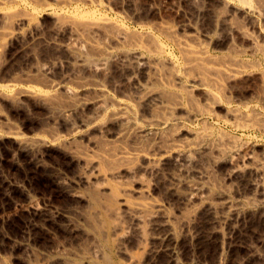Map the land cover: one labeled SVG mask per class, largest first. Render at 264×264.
Returning <instances> with one entry per match:
<instances>
[{
    "label": "rangeland",
    "instance_id": "rangeland-1",
    "mask_svg": "<svg viewBox=\"0 0 264 264\" xmlns=\"http://www.w3.org/2000/svg\"><path fill=\"white\" fill-rule=\"evenodd\" d=\"M41 1L44 2L45 4H48L46 5V7H49V6L50 7L53 6V7L44 8L42 11L36 13L35 22H38L39 24L36 23L35 25L38 24V27L43 29V30L40 29L39 33L42 34L44 39H47V38L49 39V34L51 33V30L53 29L52 15L54 13H60V12L62 13L64 11H65L64 13H67L68 11L66 9L64 11L59 10L58 7L54 5L55 2L53 0H41ZM215 1L217 0H199V1L198 0L196 1L195 0H182V1L181 0H106V1L100 0L101 10L103 14L106 15L107 17L109 16L110 19L112 18V20L114 19L113 21L117 22L118 24L121 22L120 24L121 25L123 24L129 32L133 31L136 34L139 33L137 34L138 36L140 34L142 35V33L143 34L149 33L150 35H153L152 36L153 39L155 40L158 39L157 42L159 43L160 41V44H162L165 47V48L163 47L164 54L162 58L166 56L164 57V59L166 60L172 59V62L175 68L177 70L180 68L179 69L180 73H181V70H183L186 66L185 64L186 58L184 57V55L182 56L183 53H181L182 50H181V47L178 45L177 40L182 41V40H185L187 37H188L187 40H189V38L192 40L190 41V43L193 46L195 45H198V47L202 46L203 48L201 49L207 52L205 53L206 56L209 55L211 57V59L209 60L214 63H216L217 61L219 62V60H222V62L225 64L229 62L235 65L243 64L242 65V67H244V70L242 69L244 71L243 74L238 75L235 78H232L229 80L227 78H222L218 80V82H221V81L223 82V83L221 82L222 83L221 88H220L221 90L219 88L217 89L218 84H219L218 82H217L218 84H216L217 86L215 87L213 86L208 89L207 88L204 89L202 87L200 88L197 82H193L192 80V77L197 76L196 71L193 70L192 71L193 73L184 72L185 75H188L189 77L191 74H194V75H191V78H188L187 76L188 79H185L184 82H178V81L174 82V86L172 87L173 89H171L172 96L170 95L171 97L169 96V98L168 97L165 98L166 101L170 102V105L172 104V102H174V105L173 104L172 105L175 108L172 105L171 106L175 109V111L173 113L172 111L174 109L169 105L171 107L170 108L171 112L169 110V114L171 115L173 114L174 117H178L177 120L180 119V121H177L176 118L173 119V115L168 116V113H167L168 111H164L165 116L167 115V117H170L169 124L171 123L168 126L169 128L167 127V129L165 128V130L163 131V135L164 136L166 135V138L163 137V135H161L163 138L162 137L153 138L151 133L149 132H145L146 134L144 133L146 137L143 133H141L143 134L142 137H140L141 135H138L139 133H136L137 135L134 133H130L129 136H131V134L132 136L133 134L135 136L128 137L127 135H125L123 136L124 138L123 137L116 138L115 136H111V134L109 133L116 130L117 125L114 124L113 122H108L103 128V130H106L107 131L106 133L108 134L99 133L97 132L98 130L97 128H94V129L92 128L88 132H85L86 134L83 133L80 136L76 137L72 142L70 141L69 144L73 143L71 145L74 147V149L72 148L71 145L69 144L66 145L67 149L70 152L67 149L63 150V148H66V146L60 148L59 144L55 145V143H53L51 144L52 146L49 145L45 148L40 149V151H38L43 157L42 161H39V160H36L35 152L24 150L22 147H20L19 140L13 136L12 137L9 136L8 135L9 131L11 130L10 133H13L16 131L15 134H17L18 136L20 135L21 137L20 136L19 137L22 139L24 138L26 139V137L28 139V138L40 137V136H42L43 138L46 137L45 139H50L53 136H57L60 139H63L65 138V136H67L66 133L68 132L67 131L68 121H72L73 117L74 118L81 117L80 116L81 112L79 113V111H76L75 115H72V116L69 115L68 117L65 116V118L64 116H62L64 119L60 117L61 115L59 116V114L56 111L68 106V103L65 101L64 97L60 95H58L57 97L59 101H57L58 100L57 98H56L57 100L55 99L57 102L59 103L61 102L60 104L56 103L59 106V108L58 106L56 107L55 102H54L55 100H53V102L52 101L45 102L44 103L45 105H44L42 102L36 100L35 98L33 97L28 98L27 96L20 98L19 102L16 100H13L12 102H10L11 101L10 99H6V100L0 99V111H1L0 112L1 114L0 115V135L2 137L4 136L3 138L0 139V264H174V262L171 261L168 255H165L164 253L155 254V250L157 249L158 244L157 242H153V241H156L155 234L160 233L163 229H165L164 227L167 226L165 222L167 215L171 220L170 227L173 225L172 228H173L174 235H176L175 237L176 239H178L177 246L179 247L176 246L177 247L176 248V258H175L176 261L174 260L176 264H179V263L180 264H248V263L249 264H264V262H262L264 261V211H263L264 210V196H263L264 195V188H263L264 184H262V187L258 192L256 191L252 192L249 190V187H248L249 178L247 177H250L249 174L244 173L245 174L244 175L242 173L243 176L241 174L239 179L237 178V180L235 179L232 181L226 179V175H225L227 174L225 172H228L231 168V165L225 159H227V156L231 155V152L234 151V148L240 149L241 154H242L243 152L246 151L247 145L254 144V151L252 152L253 160L255 161L254 163L258 164L260 162V164H262L261 162H264V127H262L264 126V123H263L264 122L263 120L264 118V81H263L264 55H262L264 54V51H263L264 50V47H263L264 46V37H263L264 36V10H263L264 0H261V2L260 0H258L259 3L257 0L256 2H253L255 0H250L251 5L253 7L256 6L258 9L256 13L257 14L259 13L260 15H257L255 13L253 14L252 17L249 16L248 18L247 17L244 18L241 15L240 9H242L243 6L238 1L228 0L229 6H224V7L223 5H220L219 3ZM102 2L104 6L102 5ZM209 3H211V5H209ZM217 6H219V9ZM260 6L261 8H259ZM216 8L218 10H216ZM52 10H54L55 12H53ZM214 10L216 11L214 12ZM259 10L261 11L259 12ZM212 13H215V14L213 15ZM233 14H235V16H232ZM157 24H160V25L157 26ZM151 26L153 27L151 28ZM154 26H156L158 30ZM22 28L27 29V26L22 27ZM155 33L157 34V36ZM94 37H96L95 39L98 40L99 42L101 41V39H102V42L104 40L101 37V34L94 35ZM169 37L171 40L168 41ZM193 39H194V42H193ZM9 41L10 40H8L6 43L5 50L3 49L4 52L2 51L3 54L2 53H1L2 55L0 54V84H1L0 89L1 87H3V85L4 86L7 85V82L11 77L12 78L11 80L13 81V83L15 82L13 85L16 86L17 88H24V87L25 88L26 87H33V88L36 87L37 88V86L38 87L40 86L37 89L43 92H46L49 90L47 87L48 79H51L54 81H57V80L60 81L59 79L62 80L67 75V73L68 75L69 73L70 75H72V72H70L71 67H68L70 68L68 69L65 63L66 62L65 59H67L69 55L64 49H61V48L58 49L56 46L52 44L47 45L45 43H40V44L34 43V44H31L30 46H27V44L24 43L25 41L22 39H19L17 41L16 40H11L10 42ZM195 41L197 43H195ZM254 41L256 42V44H254L255 43ZM26 47H28L27 50H26ZM257 47H259L260 50ZM177 50L181 52L179 53ZM179 54L181 55L179 56ZM173 55L175 56L176 59L174 58ZM224 56H225V61H223ZM56 59L57 61H55ZM63 59L65 62L63 61ZM226 60H229V61L227 62ZM54 61L57 63H54ZM58 61H60L62 65ZM218 62L217 64H220L221 61L219 63ZM252 63H253V66H252ZM34 64L36 65L44 64L48 66L53 65V68L51 71V73L53 72V74L50 73L49 76L46 77L47 78V81H46V78L44 76H42L41 74H36L37 72L34 70L36 65ZM180 64L183 68L180 66ZM248 64L250 65L249 68H247L249 66ZM165 67L168 70L167 65L164 66V69ZM27 71L28 72L32 71L31 72L32 74L28 73ZM81 72H79L77 75L79 76V74L81 75L84 73L82 76L83 78H86V79L93 78L92 80L102 83L104 85L105 90L109 93L108 97H111L114 100L122 101L124 104L126 103L131 110V112L129 113V116L132 115L131 117H133L134 120L136 118V122L138 121V124L144 125L149 120V117L153 115L160 116L161 114H163V112L161 111H163L162 109L164 108L161 107L160 105L154 108L161 112V113L160 112L157 113L156 110H153V107L148 108L146 105H143L142 103L138 102L135 96L133 95L129 96V94H127L129 92L131 94L133 93H132V90L128 88L129 86L124 85V83L121 84L124 78V69L121 66H116L115 64L114 65L112 64L109 68V71L106 74L99 73L100 75L98 74L97 75L98 77L96 75L95 77L90 71L86 69ZM200 72L205 74L206 69H200ZM19 73H21V75ZM88 73L90 74V77ZM24 74L27 75V77L23 76ZM12 75H15L16 78L14 76L12 77ZM36 75L40 78H38ZM34 76H35V80L34 78L31 79V77H34ZM20 77L28 78L29 80H26L23 78L21 79L22 80L21 81L19 80ZM13 78L14 80L17 79L18 81L17 80L14 81ZM32 80H34L35 82L37 81V82L31 83V82H34ZM43 80H45L46 82ZM12 81H9L8 84H12ZM27 81L29 82L27 83ZM40 81L44 83L42 84V82ZM45 83L46 85H44ZM19 84L21 87L19 86ZM182 84L184 85V87ZM43 85L46 86V88L43 87ZM216 89L218 92L220 90L219 92L220 94L217 93ZM184 91L185 92L187 91V92L185 93ZM207 91H209L211 94L216 93L215 98L217 99L218 102H215L214 104V101L216 100L213 101L212 98L209 99L210 97L207 95ZM216 95H218V97ZM89 96L93 98L96 96V94H90V93L86 94V98H88ZM178 96H182V98L180 99V97ZM173 98L175 99L174 101H173ZM207 99L208 101L209 100L210 101L208 102ZM187 101H192L193 103L190 102V105H189V102ZM186 102L189 106L188 105L186 106ZM211 102L213 103L211 104ZM62 103H65L64 107ZM53 104L55 106H53ZM196 104L202 105L201 109H203L202 108L203 106L204 108L208 109L207 112L206 111L204 112V109H203V117L199 116L195 118L193 116L195 115V111L197 110V108L200 109L199 108L200 106L198 105L199 107H196ZM185 106L187 108L189 107V110L193 108L194 106L195 107L191 109L192 111L190 110L191 114H188L187 112H189V110ZM180 107H184L186 109L184 110V108H181L180 110ZM232 109L234 110L236 109V111L239 110L238 113L235 111L236 114H238L239 118L237 116H236L237 118H235V116H233L232 118V114H231ZM209 110H210V113H209ZM193 111H194V114L192 115ZM235 112H233L234 115H236ZM252 112L253 113L255 112L256 115L259 117H257L256 115H253ZM77 113L79 114V116L75 117L78 115ZM150 113H153V114L151 115ZM249 114L252 118L255 117L256 119L255 118L249 119L250 118ZM162 116L164 115H161V117ZM246 116H248L249 118ZM69 117L72 120H70ZM240 118L241 119L243 118V119L241 120ZM245 118H248L246 119L248 122L245 120ZM65 119L68 121L66 122ZM237 119L241 121L239 122V120L237 121ZM172 120H174L175 122H173ZM243 120L245 121L243 122ZM254 120L257 123H255ZM199 122L201 124H199ZM234 122L236 123L234 124ZM110 123H113V124H110ZM249 123L254 126L250 125ZM236 124H238L239 126L238 129H235V127L237 126ZM243 124L244 126L242 127ZM246 124L248 125V127L246 126L247 128L245 127ZM201 125L203 126V128L201 127ZM204 127L206 129H204ZM260 127L262 129H260ZM170 128L172 129L170 130ZM168 129L170 132L168 131ZM199 129L202 133L199 132ZM172 130L174 131L181 130V134L178 136L177 132L175 134V132L173 131L175 135L172 137L168 136L170 134H173L171 133ZM197 130H198V133H196ZM204 130L206 131L204 132ZM260 130L263 133H260ZM167 131L169 134L167 133ZM91 132H93V134H90ZM94 134L96 136H93ZM204 134L207 135L208 137L206 138ZM196 135L200 137L203 136V139L200 138L201 141H204V139H206L205 141L206 143L207 142L208 143L206 144L204 141L205 143L204 149L205 148L207 149L204 150L203 148H200L199 149L200 152L198 150V152L192 153L194 155V156L192 155L193 159L194 158L195 159L193 160L191 164H185L184 166L178 168L173 165L171 166L172 163L169 159L164 158L163 155H159V153L161 154V152L164 151L163 149L167 148L166 145L169 146L172 144L170 143L171 142L170 140L173 141V144H176L177 142H178L177 144H180L181 143L180 141H184L186 139L190 140V138L192 139L193 136L195 137ZM143 136L146 139H149V142L146 139L142 140L141 138L144 139ZM216 137L220 140L218 141ZM100 138H103V140ZM136 138H138V140ZM160 138H162L163 140ZM227 138L229 139L227 140ZM111 139H113V142ZM123 139H125L128 142L124 140L126 142L125 143ZM152 139L155 141H153ZM207 139L210 141L213 139L214 141L213 142L211 141L210 143V141H207ZM233 139L235 140V142ZM150 140L153 142L150 143L151 142ZM159 140H162V142ZM168 140H169V143H168ZM74 141H77V142L74 143ZM222 141H223V145H221ZM245 141H247L248 143ZM166 142L168 144H166ZM214 142L218 145H216ZM116 143H119V145ZM154 143H156L157 145H155ZM163 143L164 145H162ZM212 143L214 146L216 145L217 148L218 146L219 147L221 146L222 149L220 150L218 149L220 152L226 146L227 147L231 146L230 148L229 147L226 148L227 150L231 149V151L229 153V151H224L226 150L224 149L223 154L225 152L226 154L222 155L221 154L222 152L221 153L219 151L216 152V150H214L215 147L210 146V144L212 145ZM158 144H160L159 148H158ZM111 145H113L114 148H112L113 146ZM161 145H162V148H161ZM205 145H208V147ZM90 146H92L93 148ZM116 146L119 151L117 150ZM120 146L124 147L125 150L127 151V152L125 151L126 154L124 152L123 155L126 156V158L121 159L122 161L119 159V157H117V156H120L119 154L121 150H122L121 153H123L124 151V149L121 148ZM164 146L165 148H163ZM76 147L79 148L80 150H78ZM104 147H106L105 150L107 151L108 150L110 152L113 151V154H109L110 156L115 155L114 157L117 158L115 159L113 157L114 158L113 159L111 156L113 161L119 160L117 161L118 163L117 162L115 163L112 160H109L110 161L109 163H111L112 166L108 163V161H107L108 166L105 163L107 168H109V171L112 170V172L110 173L112 174L111 175L112 177L109 174L108 176H110L111 178L110 177H108L109 179L107 178L108 188L106 187L107 186L106 183L101 181L98 178V183L99 184L101 183L100 185L104 184L105 190L103 187L104 185L102 186V189L100 192H97L94 189V187H86V188L82 187L85 190H83L82 188L77 189V192L80 193L79 194L80 197L72 196V194H70L66 190V187H64L65 182H66L65 179L69 178L70 176L75 177V175L79 173L80 168L76 166L77 165L76 162L72 159L70 155L74 152V150L76 153V149H77V152L83 153L82 151H84L85 152L84 154H86L89 159L92 158V160L94 159L93 161H96L97 159L95 158L97 157H95V154H97L98 151L100 153L102 151H105L103 149ZM156 147L158 148V150ZM209 147L211 148L213 147V148L211 149ZM71 150H73V152ZM208 150H211V151H208ZM107 151H105L104 154L107 155V153H109ZM227 152L229 154H227ZM144 156L145 158H143ZM151 156L153 157V160ZM147 158H149L148 159L149 161L147 160ZM111 161L115 164H113ZM150 161L151 162L154 161L152 162L153 164L151 165H154L155 167L158 164V162H160L157 166L160 169H157V167L156 168L154 167L153 169H151V167L153 166L150 165ZM209 161H211V163ZM235 162H238V160H236ZM113 165H115L116 167L114 166L113 168ZM252 166H253V163H252ZM105 167H103L102 169H105V171L108 170ZM260 167H261L260 173L263 174L264 166L260 165ZM97 168L98 167H96V169ZM124 169L126 171H124ZM99 170L100 169H98L97 171ZM155 171L157 172V174H155L156 173ZM106 172H107L106 174H108V171ZM116 172L119 173L120 176H118L119 174H117ZM203 173L209 174V175H206L207 177L209 176L207 180L211 181L210 179H212L211 182L214 183L215 185L214 184L212 185V183H209L207 180L204 181L205 183L206 182L208 183L209 191L207 190L206 193L210 198H208V196L205 195L206 194L205 193L204 194L205 204L202 206V209L199 212H196L193 214V211L189 207H188L189 209H186V207H184V203H183V197H184L183 195L185 193L184 190H187L188 188L187 185L189 184L187 183L191 184V181H192V184H194L197 181L201 180L200 179L201 176L199 175ZM210 175H212V177ZM185 176L187 177V179ZM171 177L173 178L175 177V179H179V177L180 178L182 177L183 179L182 178L179 179L180 183L178 182L174 183L171 180L172 179ZM62 178L65 180V182H63L64 180ZM203 180L199 182H202ZM112 184L120 189H124L127 193L126 194L128 197L127 199L131 203H143L144 202L146 204L147 211L145 212L146 209L144 210V212L139 211L140 213L138 215L141 216L140 222L138 219L136 221L135 217L132 218L133 216L129 212L125 214L126 213L125 207H120V210L118 211L119 215L118 213L114 215L113 212L109 210V208L108 209L104 208L106 206L103 207L104 203L102 205L100 203V207H103V208H100L99 210H97L98 211L97 214L100 218L101 217L105 218L107 222H109L111 225V226L109 225L108 229H104L102 218L101 219L99 218V221H98L97 215L94 216L95 215L94 213L96 212L95 211H93L94 213L93 212L91 213V211L89 212L90 210V207H88L89 206L88 205L89 196L87 193L91 195L93 192H95V194H99L100 200L102 198L105 199V197L109 193L107 192V190L109 191V186H111ZM167 186H169L168 189H167ZM212 186L214 187V189L212 188ZM171 190H174V191H171ZM210 190L212 193H210ZM260 192L263 194H261ZM68 193L70 194V196L68 195ZM84 193L87 195H85ZM81 194H82V197H81ZM100 194L102 195V198L100 197ZM83 197L86 200L82 199ZM227 197L228 198L230 197L229 200L232 197V200L234 204H236V206L238 205L240 206L239 203L243 202L241 204V207L239 206L237 208L235 207L237 212L235 211L234 213L231 212L229 214V211L226 209L225 204H224L228 200ZM103 199L101 200L102 202L104 201ZM207 200L209 201V203ZM30 202L31 203L33 202L40 208L41 212H39L38 215L31 214L29 211H27V208L24 210L25 207H28ZM86 204L88 205L87 208L85 206ZM210 204L211 206L209 207L208 205ZM182 208H183V211H182ZM101 209H104L103 212ZM213 209H215V211ZM225 209L227 212L225 211ZM57 213L59 215H55ZM179 213L180 215H178ZM188 213H190L191 215ZM108 214L110 215V217L108 216ZM150 214L153 216L152 218H149ZM183 214H187V215H183ZM221 215L223 216L226 215V216L223 217ZM89 216H90V219H88ZM93 216L95 218H93ZM111 216L113 217L112 219H111ZM91 219L93 220L96 219L98 222L97 221H96L97 223L93 222V220ZM149 219L150 221H154V222H151V224H149L150 223V221H148ZM87 221L92 223L93 225L92 224L91 225L93 227L92 226L88 227L90 223L89 222L87 223ZM33 222L37 224L35 225ZM99 222L101 225V229H100ZM156 222L158 225L156 224ZM140 223L141 225H139ZM136 224H137V227H136ZM152 225H153V228H152ZM90 228H92V231ZM99 235H101V237ZM101 238H103L104 240Z\"/></svg>",
    "mask_w": 264,
    "mask_h": 264
},
{
    "label": "bare ground",
    "instance_id": "bare-ground-1",
    "mask_svg": "<svg viewBox=\"0 0 264 264\" xmlns=\"http://www.w3.org/2000/svg\"><path fill=\"white\" fill-rule=\"evenodd\" d=\"M55 2V6L58 7L59 10L61 11H64L65 9L68 11L67 13H64V12H60V13H54L52 15L53 17V29L51 30V33L49 34V39H44V37L42 36L41 33H39V30L42 29L40 27H38V22H35V14L42 11L44 8H49V7H46V5L48 4H45L44 2H42L41 0H0V54L2 53L3 49L5 50V47H6V43L8 40H19V39H22L24 40L27 44V46H30L31 44H40V43H45L47 45H54L56 46L58 49L61 48V49H64L69 57L66 60V62L63 61L66 63V66L67 68L68 67H71V71L72 72V75H67L64 77L63 75V79H59L60 81H54V80H51V79H48L47 81V76H49V74L51 73L52 71V68H53V65L52 66H48V65H36L35 66V71L37 72L36 74H41L42 76H44L46 78V81H47V87H48V91L46 92H43L37 88H39L37 86L36 87H24V88H17L16 86H14L13 84V81L11 80L12 78L10 77L7 78L9 79V81H12V84H8L7 82V85L3 87H1L0 89V99H10L12 102L13 100H16L19 102V99L24 97V96H27L28 98L29 97H33L35 98L36 100L42 102L43 104L45 102H53V100H55L58 95L60 96H63L65 101L68 103V106L67 107H64V104L65 103H62L63 107L64 108H61L59 110H57L56 112L59 114L60 117L64 116H69V115H75L76 114V111H79V113L81 112L80 116L81 117H78L79 114L75 117H78V118H74L73 117V120L72 121H68L66 120V122L68 121V132L66 133L67 136H65V138L63 139H60L59 137L57 136H53L51 137L50 139H45L43 138L42 136L40 137H32V138H28L26 137V139H22L20 138L17 134H15V132L13 133H8L9 136H13L15 137L16 139L19 140V145L20 147H22L24 150H29V151H32V152H35V157H36V160H39V161H42L43 157L42 155L38 152L40 151V149L42 148H45L53 143H55V145L59 144L60 145V148L61 147H65L67 144L70 143V141L72 142L76 137L80 136L81 134L85 133V132H88L90 129H94V128H97V132L99 133H105V134H108L106 133L107 131L106 130H103L104 126L108 123V122H113L114 124L117 125L116 127V130H114L113 132L109 133L111 134V136H115L116 138H120V137H123L125 135H127L128 137H131L129 136L130 133H139L138 135H141L140 137H142V135L145 133V132H149L151 133L152 137H162L161 135H163V131L165 130V128L167 129V127L171 124H169V121H170V117H167V115L165 116V112L164 111H168V116L171 115L169 114V110L170 108L174 105V102H172V106L170 105V102L166 101L165 98H169V96L171 95V89H173L172 87L174 86V82H184L185 79H188V78H191V75H194V74H189L190 77L188 75H185L184 72H192L193 70L196 71V75L195 77H192V80L193 82H197L198 86H200V88H210V87H215L217 86L216 84H218V87L217 89L221 88V85L222 83L221 82H218L219 79H222V78H227L228 80L229 79H232V78H235L236 76L238 75H241L243 74V70H244V67H242L243 64H240V65H235L233 63H223L222 60H219L220 64H217L210 61L209 59H211V57L209 55L206 56L205 52L203 49L202 46L198 47V45H195L193 46L190 41H192L190 38L189 40L188 37L185 39V40H177L178 41V45L181 47V50L183 53L182 56L184 55V57L186 58L185 60V68L183 70H181V73L179 72V69L177 70L172 62V59H164V49H163V45L160 44V41L159 43L157 42V40L153 39L152 36L153 35H150L149 33H142V35L138 36L137 34L139 33H134L133 31L130 32L127 30V28L122 24H118L117 22L113 21L112 18L110 19L109 16L107 17L106 15L103 14L102 10H101V2L100 0H53ZM106 1V0H105ZM182 1V0H181ZM196 1V0H195ZM199 1V0H198ZM230 1V0H229ZM238 1L243 7L242 9H240V12H241V15L244 17V18H248L249 16L252 17L253 14H255L257 12V7H253L251 5V2L250 0H236ZM258 1V0H257ZM202 2V1H201ZM205 2V1H204ZM217 3H219L220 5H223L224 6H229L228 4V0H217L215 1ZM253 2H256L253 1ZM261 2V0H260ZM263 2V1H262ZM52 3V2H51ZM194 3V2H193ZM212 3V2H211ZM211 3H209V5H211ZM214 3V2H213ZM259 3V1H258ZM236 4V3H235ZM261 4V3H260ZM102 5H103V2H102ZM262 5V4H261ZM104 6V5H103ZM203 6V5H202ZM233 6V5H231ZM53 7V6H51ZM50 7V8H51ZM180 7V6H179ZM218 9H219V6H217ZM222 7V6H221ZM220 7V8H221ZM241 7V6H240ZM263 7V6H262ZM181 8V7H180ZM233 8V7H232ZM261 8V6L259 7ZM264 8V7H263ZM57 9V10H58ZM107 9V8H106ZM215 9V8H214ZM216 8V10H218ZM223 9V8H222ZM225 9V8H224ZM214 10V12L216 11ZM226 10V9H225ZM264 10V9H263ZM53 12H55L54 10H52ZM51 11V12H52ZM106 11V10H105ZM186 11V10H185ZM234 11V10H233ZM261 10H259L260 12ZM230 12V11H229ZM235 12V11H234ZM233 12V13H234ZM46 13V11H45ZM236 13V12H235ZM263 13V12H262ZM52 14V13H51ZM213 15L215 13H212ZM257 14V13H256ZM257 15H260L259 13ZM40 16V15H39ZM232 16H235V14H233ZM256 16V15H255ZM238 17V16H237ZM51 18V17H50ZM114 18V16H113ZM255 18V17H253ZM42 19V18H41ZM38 21V20H37ZM120 21V20H119ZM245 21V20H244ZM137 22V20H136ZM36 23H38L37 25H35ZM141 23V22H140ZM142 24V23H141ZM139 24V25H141ZM146 24V23H145ZM144 25V24H143ZM160 24H157V26H159ZM27 26V29H23L22 27H26ZM153 26H151L152 28ZM157 30L158 28L156 26H154ZM50 28V27H49ZM141 28V27H140ZM149 28V26H148ZM154 29V30H156ZM161 29V28H159ZM43 30V29H42ZM150 31V30H148ZM45 32V31H44ZM153 32V31H152ZM166 32V31H164ZM134 33V34H133ZM169 33V32H168ZM100 35L101 34V37L104 39L103 42H102V39L101 41L99 42L98 40H96L94 37V35ZM156 34V33H155ZM162 34V33H161ZM133 35V36H132ZM136 35V36H134ZM261 35V34H260ZM48 36V35H47ZM157 36V34H156ZM172 36V34H171ZM264 37V36H263ZM99 38V37H98ZM173 38V36H172ZM175 38V37H174ZM167 40V39H166ZM171 40L170 37L168 39V41ZM175 40V39H174ZM9 41V42H10ZM27 41V42H26ZM176 41V40H175ZM263 41V40H262ZM21 42V41H20ZM172 42V41H171ZM193 42H194V39H193ZM253 42V41H252ZM255 42V41H254ZM166 43V42H165ZM195 43H197L195 41ZM263 43V42H262ZM10 44V43H9ZM21 44V43H20ZM173 44V43H172ZM176 44V42H175ZM256 44V42L254 43ZM11 46V45H10ZM20 46V45H19ZM171 46V45H170ZM177 46V45H176ZM175 46V47H176ZM254 46V45H252ZM258 46V45H257ZM9 47V46H8ZM32 47V46H31ZM168 47V46H166ZM179 47V48H180ZM264 47V46H263ZM28 47H26V50H27ZM165 48V47H164ZM171 48V47H170ZM231 48V47H230ZM254 48V47H253ZM259 48V47H257ZM256 48V49H257ZM7 49V48H6ZM24 50V49H23ZM255 50V49H254ZM260 50V48H259ZM55 51V50H54ZM178 51V50H177ZM264 51V50H263ZM4 52V51H3ZM16 52V51H15ZM179 52V51H178ZM179 52V53H180ZM168 53V52H167ZM166 53V54H167ZM170 53V52H169ZM256 53V52H255ZM261 53V52H260ZM3 54V53H2ZM1 54V55H2ZM21 54V53H20ZM28 54V53H27ZM13 55V54H12ZM33 55V54H32ZM39 55V54H38ZM181 54H179L180 56ZM264 55V54H262ZM56 56V55H55ZM54 56V57H55ZM170 56V55H169ZM174 56V55H173ZM178 56V55H177ZM228 56V55H227ZM11 57V56H10ZM210 57V58H208ZM53 58V57H52ZM175 58V56H174ZM173 58V59H174ZM217 58V57H216ZM220 58V57H219ZM234 58V57H233ZM236 58V57H235ZM10 59V58H9ZM55 59V58H54ZM53 59V60H54ZM176 59V58H175ZM181 59V58H180ZM221 59V58H220ZM22 60V59H21ZM30 60V59H29ZM60 60V59H58ZM232 60V59H231ZM235 60V59H234ZM240 60V59H239ZM9 61V60H8ZM37 61V59H36ZM57 61V59L55 60ZM54 63H57L55 62ZM183 61V60H182ZM223 61H225V56H224V59ZM227 62L229 60H226ZM241 61V60H240ZM60 64L61 62L58 61ZM218 62V63H219ZM242 62V61H241ZM246 62V61H245ZM250 62V61H249ZM48 63V62H47ZM45 63V64H47ZM52 63V61H51ZM238 63V62H236ZM243 63V62H242ZM248 63V62H247ZM254 63V62H253ZM253 63H252V66H253ZM30 64V63H29ZM32 64V63H31ZM50 64V62H49ZM116 65V66H121L123 69H124V78H123V82H121V84L124 83V85H127L129 86L128 88L130 90H132V93L131 94L130 92L127 93L129 94V96L133 95L135 96V98L138 100V102L142 103L143 105H146L148 108L149 107H153V110H156L154 109L155 107L157 106H161L163 107L164 109H162L163 111V114L161 115H164L161 117L160 116H151L149 117V120L143 125V124H138V121L136 122V118L134 120L133 117L129 116V113L131 112L129 106L125 103H123L122 101H118V100H114L113 98L111 97H108V92L105 90L104 88V85L100 82H96L92 79H86V78H83V74H79V77L77 74L83 70H88L90 71L94 76L98 75L99 73H107L109 71V68L111 65ZM176 64V63H175ZM184 64V63H183ZM9 65V64H8ZM15 65V64H14ZM26 65V64H25ZM56 65V64H54ZM62 65V64H61ZM60 65V67H61ZM167 65L168 67V70H165L164 69V66ZM246 65V63H245ZM244 65V66H245ZM249 65V64H248ZM251 65V63H250ZM250 65L247 67L249 68ZM12 66V65H11ZM59 66V65H58ZM181 66V64H180ZM251 66V67H252ZM260 66V65H259ZM29 67V66H28ZM33 67V66H32ZM59 67V68H60ZM178 67V66H177ZM182 67V66H181ZM246 67V66H245ZM255 67V66H254ZM253 67V68H254ZM21 68V67H20ZM31 68V67H30ZM63 68V67H62ZM61 68V69H62ZM183 68V67H182ZM251 68V69H253ZM66 69V68H65ZM70 69V68H68ZM121 69V68H120ZM200 69H206V73L203 74L200 72ZM243 69V70H242ZM27 70V68H26ZM250 70V69H249ZM248 70V71H249ZM22 71V70H21ZM62 71V70H61ZM183 71V72H182ZM23 72V71H22ZM28 72V71H27ZM32 71L28 72V73H31ZM89 72V73H90ZM262 72V71H261ZM25 73V72H24ZM35 73V72H34ZM82 73V72H81ZM88 73V74H89ZM90 73V74H91ZM193 73V72H192ZM258 73V72H257ZM14 74V73H13ZM21 75V73H19ZM32 74V73H31ZM53 74V72L51 73ZM66 74V73H65ZM90 74H89V77H90ZM245 74V73H244ZM263 74V73H262ZM17 75V74H15ZM15 75H12V77ZM100 75V74H99ZM23 76H26L27 75H23ZM37 76V75H36ZM40 76V75H39ZM86 76V75H85ZM95 76V77H96ZM188 76V78H187ZM38 77V76H37ZM94 77V79H95ZM98 77V76H97ZM258 77V76H257ZM261 77V75H260ZM16 78V77H15ZM19 78V77H18ZM24 77H20L19 80L23 79ZM34 78L35 80V76L34 77H31V79ZM40 78V77H38ZM62 78V77H61ZM5 79V78H4ZM26 80H29L28 78H24ZM30 79V81H31ZM43 79V78H42ZM40 79V80H42ZM97 79V78H96ZM262 79V78H261ZM14 80V78H13ZM17 80V79H15ZM14 80V81H15ZM32 80V81H34ZM37 80V79H36ZM226 80V79H224ZM227 80V81H228ZM6 81V80H5ZM18 81V80H17ZM22 81V80H21ZM25 81V80H23ZM38 81V80H37ZM36 81V82H37ZM45 81V80H43ZM45 81V82H46ZM225 81V82H227ZM263 81H264V78H263ZM29 81H27L28 83ZM35 81L34 82H31V83H36ZM42 82V81H40ZM39 82V83H40ZM218 82V83H217ZM224 82V83H225ZM11 83V82H10ZM24 83V82H22ZM26 83V82H25ZM26 83V84H27ZM44 82H42L43 84ZM191 83V82H190ZM263 83V82H262ZM41 84V85H42ZM1 85V84H0ZM30 85V84H29ZM39 85V84H38ZM46 85V83L44 84ZM46 88V86H44ZM183 85V84H182ZM220 85V86H219ZM263 85V84H262ZM20 86V84H19ZM120 86V85H119ZM21 87V86H20ZM42 87V86H41ZM42 87V88H43ZM176 87V86H175ZM174 87V89H175ZM178 87V86H177ZM184 87V85H183ZM44 88V89H45ZM195 88V86H194ZM193 88V89H194ZM126 89V88H125ZM178 89V88H177ZM181 89V88H180ZM197 89V88H196ZM195 89V90H196ZM216 89V91H217ZM43 90V89H42ZM123 90V89H122ZM129 90V91H130ZM191 90V88H190ZM215 90V88H214ZM221 90V89H220ZM219 90V92H220ZM176 91V90H175ZM211 91V90H210ZM213 91V90H212ZM124 92V91H122ZM126 92V91H125ZM185 92V91H184ZM187 92V91H186ZM185 92V93H186ZM218 91L217 93L220 94ZM96 94L95 97L90 98H86V94ZM190 93V92H188ZM216 94V93H215ZM215 94H211L209 91H207V95L210 97L209 99L212 98V100H216L214 101V104L215 102H218L217 99L215 98ZM205 95V94H204ZM88 96V95H87ZM94 96V95H93ZM126 96V94H125ZM172 96V95H171ZM170 96V97H171ZM184 96V95H183ZM186 96V95H185ZM214 96V97H213ZM218 97V95H216ZM220 96V95H219ZM62 97V98H63ZM180 97V99L182 98V96H178ZM127 98V97H126ZM191 98V97H190ZM214 98V99H213ZM58 99V98H57ZM56 99V100H57ZM61 99V98H60ZM135 99V101H136ZM177 99V98H176ZM179 99V98H178ZM193 99V98H192ZM4 100V101H5ZM54 101L55 102V105L56 107L58 106L56 103H59L57 101H59V99L57 101ZM132 100V99H131ZM175 99L173 98V101ZM184 100V99H183ZM189 100V99H188ZM191 100V99H190ZM195 100V99H194ZM211 100V101H212ZM3 101V100H2ZM8 101V100H7ZM14 101V102H16ZM180 101V100H178ZM193 101V100H192ZM192 101H187L189 102V105H190V102ZM208 101V99H207ZM210 101V100H209ZM208 101V102H209ZM17 102V103H18ZM137 102V103H138ZM177 102V100H176ZM186 102V106L188 105ZM194 102V101H193ZM192 102V103H193ZM61 103V102H60ZM59 103V104H60ZM136 103V104H137ZM139 103V104H140ZM181 103V102H180ZM191 103V104H192ZM196 103V102H195ZM213 102H211L212 104ZM48 104V103H47ZM46 104V105H47ZM179 104V103H178ZM208 104V103H207ZM219 104V103H218ZM45 105V104H44ZM50 105V104H49ZM53 104V106H55ZM141 105V104H140ZM171 107H170V106ZM177 105V104H176ZM188 105V106H189ZM193 105V104H192ZM195 105V104H194ZM199 105V104H198ZM196 104V107H199L200 109L197 108V110L195 111V115L194 114V111L192 112V115L197 118L199 116H202L203 117V109H204V112L208 111V109L204 108V106L202 107L203 109H201V106L202 105H199L198 106ZM205 105V103H204ZM51 106V105H50ZM185 106V107H186ZM136 107V106H135ZM174 107V106H173ZM172 107V108H173ZM195 107V106H194ZM193 107V108H194ZM214 107V106H213ZM53 108V107H51ZM59 108V106H58ZM175 108V107H174ZM173 108V109H174ZM181 108H184V107H180V110ZM187 108V107H186ZM184 108V110L186 109ZM191 108V107H190ZM191 108V109H193ZM246 108V106H245ZM50 109V108H49ZM142 109V108H141ZM146 109V108H145ZM166 109V110H165ZM189 110V107L187 108ZM190 109V110H191ZM196 109V108H195ZM211 109V108H210ZM249 109V108H248ZM151 110V108H150ZM190 110L189 112H187L188 114H191L190 113ZM234 109H232V118L233 116H235V118L238 117V114H236V112L238 113V111H236V109L233 111ZM246 110V109H245ZM254 110V109H252ZM157 113L160 112L159 110H156ZM175 109L172 111L174 113ZM192 111V110H191ZM231 111V110H230ZM236 111V112H235ZM256 111V110H254ZM1 112V111H0ZM54 112V113H56ZM146 112V111H145ZM152 112V111H151ZM160 112V113H161ZM171 112V110H170ZM233 112H235L236 115L233 114ZM244 112V111H243ZM251 112V111H250ZM149 113V111H148ZM154 113V112H153ZM153 113H150L151 115ZM166 113V114H167ZM209 113H210V110H209ZM240 113V112H239ZM253 113V112H252ZM255 113V112H254ZM253 115H256V113ZM57 114V115H58ZM208 114V113H206ZM229 114V113H228ZM241 114V113H240ZM243 114V113H242ZM1 115V114H0ZM156 115V113H155ZM173 115V114H172ZM171 115V116H172ZM252 115V114H251ZM56 116V115H55ZM150 116V115H149ZM190 116V115H189ZM237 116V117H236ZM240 116V115H239ZM242 116V115H241ZM250 116V114H249ZM257 116V115H256ZM59 117V118H60ZM66 117V118H67ZM248 117V116H246ZM259 117V116H257ZM262 117V116H261ZM52 118V117H50ZM58 118V117H57ZM63 118V117H62ZM63 118V119H64ZM72 118V117H71ZM177 118L178 117H174L173 115V119ZM239 118V117H238ZM244 118V116H243ZM242 118V119H243ZM249 118V117H248ZM248 118H245L248 119ZM252 117L250 116L249 119H251ZM255 118V117H254ZM252 118V119H254ZM55 119V118H54ZM200 119V118H199ZM204 119V118H203ZM241 119V118H240ZM241 119V120H242ZM256 119V118H255ZM262 119V118H261ZM106 120V121H104ZM234 120V119H233ZM231 120V121H233ZM239 119H237L238 121ZM239 120V122L241 121ZM243 120V122L245 121ZM264 120V118H263ZM63 121V120H62ZM173 122H175L174 120H172ZM171 121V122H172ZM177 121H180L177 120ZM236 121V122H237ZM247 121V120H246ZM205 122V121H204ZM234 122V124L236 123ZM242 122V123H243ZM248 122V121H247ZM255 123H257L255 120H254ZM253 122V123H254ZM55 123V122H54ZM59 123V122H58ZM113 123H110V124H113ZM264 123V122H263ZM62 124V123H61ZM174 124V123H173ZM179 124V123H178ZM199 124H201L199 122ZM250 124V123H249ZM259 124V122H258ZM261 124V122H260ZM231 125V124H230ZM233 125V124H232ZM237 125V126H236ZM234 127L235 129H238V124H236ZM240 125V123H239ZM252 125V124H250ZM249 125V126H250ZM66 126V125H64ZM114 126V125H113ZM176 126V125H174ZM180 126V125H179ZM216 126V125H215ZM244 126V124L242 125V127ZM248 127V125L246 124L245 127ZM254 126V125H252ZM262 126V125H260ZM112 127V126H111ZM173 127V126H172ZM201 127L203 128V126L201 125ZM241 127V128H242ZM246 127V128H247ZM264 127V126H262ZM115 128V127H113ZM169 128V127H168ZM174 128V127H173ZM176 128V127H175ZM209 128V127H208ZM240 128V129H241ZM250 128V127H249ZM248 128V129H249ZM252 128V127H251ZM258 128V127H257ZM67 129V128H66ZM65 129V130H66ZM172 128H170L171 130ZM204 129H206L204 127ZM219 129V128H218ZM233 129V128H231ZM245 129V128H244ZM260 129H262L260 127ZM108 130V129H107ZM179 130V129H178ZM257 130V129H256ZM169 131V129H168ZM167 131V133H168ZM172 130L171 133L173 134H170L168 136H174L177 132V135L179 136L181 134V130L180 131H174ZM196 131V130H195ZM206 130H204L205 132ZM212 131V130H210ZM259 131V130H258ZM110 132V131H108ZM170 132V131H169ZM199 132L200 129H199ZM5 133V134H6ZM51 133V132H50ZM143 133V134H141ZM148 133V134H149ZM166 133V132H165ZM166 133V134H167ZM198 133V130L197 132ZM202 133V132H201ZM260 133H263L261 130H260ZM3 134V133H2ZM86 134V133H85ZM90 134H93V132H91ZM97 134V133H95ZM93 135V136H96V135ZM133 134V136H135ZM146 134V133H145ZM144 134V135H145ZM169 134V133H168ZM189 134V133H188ZM207 134V133H206ZM219 134V133H218ZM50 135V134H49ZM48 135V136H49ZM52 135V134H51ZM58 135V134H57ZM102 135V134H100ZM104 135V134H103ZM137 135V134H136ZM150 135V137H151ZM199 135V134H197ZM193 136V138L190 140H184V141H180L179 143L180 144H173V141H171L170 143H172L171 145H166L167 148H165V146L163 148L164 151L161 152V154L159 153V155H163L164 158H167L171 161V166H176V167H182L184 166L185 164H191L193 162V154L194 152H198V150L200 148H203L204 149V144L206 143V139H204V141H201V139H203V136ZM203 135V134H201ZM205 135V134H204ZM210 135V134H209ZM224 135V134H223ZM47 136V135H46ZM132 136V137H133ZM206 138L208 137L207 135H205ZM204 136V138H205ZM218 136V135H217ZM4 137V136H3ZM1 135H0V139L3 138ZM103 137V136H102ZM106 137V136H105ZM138 137V136H137ZM144 137V136H143ZM146 137V135H145ZM144 137L141 138L142 140H145L146 138ZM148 137V136H147ZM163 137L166 138V135ZM162 137V138H163ZM191 137V136H189ZM223 137V136H221ZM226 137V136H225ZM7 138V137H6ZM49 138V137H48ZM80 138V137H79ZM78 138V139H79ZM82 138V137H81ZM104 138V137H103ZM103 138H100L103 140ZM124 138V137H123ZM126 138V137H125ZM139 138V137H138ZM138 138H136L138 140ZM160 138V139H162ZM164 138V139H165ZM201 138V139H200ZM217 138V137H216ZM11 139V138H10ZM88 139V138H86ZM106 139V138H105ZM109 139V138H108ZM131 139V138H129ZM135 139V138H134ZM173 139V138H172ZM214 139V138H213ZM211 140L212 142L214 140ZM218 139V138H217ZM223 139V138H222ZM221 139V140H222ZM229 138H227L228 140ZM112 142H113V139H111ZM125 139H123L124 141ZM128 140V139H127ZM140 140V139H139ZM148 140L149 142V139H146ZM153 140V139H152ZM163 140V139H162ZM162 140H159L162 142ZM166 140V139H165ZM169 140H168V143H169ZM220 139H218L219 141ZM225 140V139H224ZM234 140V139H233ZM239 140V139H238ZM15 141V140H14ZM82 141V139H81ZM89 141V140H88ZM126 141V140H125ZM124 141V142H125ZM151 141V140H150ZM155 141V140H153ZM153 141H151L150 143H152ZM158 141V140H157ZM156 141V142H157ZM207 141H210L207 139ZM210 141V143H211ZM217 141V140H216ZM217 141V142H218ZM231 141V140H230ZM18 142V141H17ZM77 142V141H74V143ZM87 142V141H86ZM91 142V141H90ZM89 142V143H90ZM123 142V143H124ZM128 142V141H126ZM125 142V143H126ZM130 142V141H129ZM160 142V143H161ZM175 142V140H174ZM232 142V141H231ZM235 142V140H234ZM247 142V141H245ZM111 143V142H110ZM131 143V142H130ZM137 143V142H136ZM140 143V142H139ZM158 143V142H157ZM166 142V144H168ZM208 143V142H207ZM206 143V144H207ZM215 143V142H214ZM219 143V142H218ZM225 143V142H224ZM244 143V142H243ZM242 143V144H243ZM248 143V142H247ZM73 144V143H71ZM69 144V145H71ZM115 144V143H114ZM119 145V143H116ZM149 144V143H148ZM155 145H157L156 143H154ZM152 144V145H154ZM216 144V143H215ZM235 144V143H234ZM245 144V143H244ZM18 145V146H19ZM68 145V146H69ZM93 145V144H92ZM164 145V143L162 144ZM162 145H161V148H162ZM209 145V144H208ZM208 145H205L208 147ZM218 145V144H216ZM216 145L214 146L213 143L212 145L210 144V146H214V150H216V152H218L221 148V146L218 148L216 147ZM220 145V144H219ZM223 145V141H222V144ZM227 145V144H226ZM232 145V144H231ZM237 145V144H236ZM246 145V144H245ZM52 146V145H51ZM54 146V145H53ZM72 146V145H71ZM113 146V145H111ZM160 144H158V148H159ZM203 146V147H202ZM259 146V145H258ZM58 147V146H57ZM92 147V146H90ZM121 147V146H120ZM229 147V146H228ZM227 146L224 148H228ZM231 147V146H230ZM229 147V148H230ZM236 147V146H234ZM59 148V147H58ZM72 148L74 149V147L72 146ZM77 148V147H76ZM93 148V147H92ZM98 148V147H97ZM106 147H104L103 149L105 150ZM114 148V146L112 147ZM117 148V146H116ZM124 149L123 153L122 150L120 152V156H117L119 157V159H124L126 158V156H124V152L126 151L124 147H121ZM157 148V147H156ZM155 148V149H156ZM157 148V150H158ZM211 148V147H209ZM208 148V149H209ZM213 148V147H212ZM211 148V149H212ZM217 148V149H216ZM241 148V147H240ZM64 149H67V146L66 148H63ZM71 149V147H70ZM78 150H80L79 148H77ZM77 149H76V153H75V150L73 152V150H71L72 154L69 155L72 157V159L76 162V166H78L80 168V171L77 175L74 176H70L72 178H67L63 181L65 182V186L66 187V190L72 194V196L74 197H80V193L77 192V189H80L82 187L86 188V187H94V189L97 191V192H100L101 189H102V186L104 185L103 182L106 183V187L108 188V183H107V178L110 177L112 174H110L112 172V170L109 171V168H107V161L108 163L110 162L109 160H112V158L115 156H111L109 154H113V151H107L109 153L104 154L105 151H102L101 153L98 151V156L97 154H95V159H97L96 161H93L92 158H88L86 154H84L85 152L82 151L83 153L81 152H77ZM108 149V148H107ZM207 149V148H205ZM204 149V150H205ZM219 149V150H218ZM223 149V150H224ZM20 150V149H19ZM68 150V149H67ZM99 150V149H98ZM118 150V148H117ZM160 150V149H159ZM221 150V154L224 155L226 154V152L223 154L224 151H231L230 150ZM243 150V149H242ZM22 151V150H21ZM69 151V150H68ZM119 151V150H118ZM117 151V153H118ZM161 151V150H160ZM202 151V150H201ZM208 151H211V150H208ZM254 151V144L253 145H247L246 146V151L243 152L241 154V151L240 149L238 148H234V151L231 152V155L230 156H227V159H225L230 165H231V168L228 172H225L227 174L226 175V179L228 180H237V178L239 179L240 178V175L243 173H246V174H249L250 177H247L249 178L248 179V187H249V190L250 191H256L258 192L261 187H262V184H264V173H260L261 172V166H264L263 163L264 162H261L262 164H260V162L258 164H255L254 160H253V155H252V152ZM261 151V150H260ZM70 152V151H69ZM127 152V151H126ZM125 152V154H126ZM200 152V150H199ZM116 153V154H117ZM163 153V154H162ZM208 153V152H207ZM227 152V154H229ZM262 153V152H261ZM43 154V153H42ZM91 154V153H90ZM115 154V153H114ZM214 154V153H213ZM118 155V154H117ZM128 155V154H127ZM193 155V156H192ZM220 155V154H219ZM218 155V156H219ZM255 155V154H254ZM93 156V155H92ZM138 156V155H137ZM156 156V155H155ZM154 156V157H155ZM204 156V155H203ZM217 156V157H218ZM263 156V155H262ZM34 157V158H35ZM152 157V156H151ZM111 158V159H110ZM115 159H117L116 157H114ZM113 158V159H114ZM145 158V156L143 157ZM142 158V159H143ZM219 158V157H218ZM129 159V158H128ZM149 158H147L148 160ZM158 159V158H157ZM152 160H153V157H152ZM160 160V159H159ZM236 160H238V162H235ZM113 161V160H112ZM111 161V162H112ZM119 161V160H117ZM116 160L113 161V162H117ZM122 161V160H121ZM149 161V160H148ZM161 161V160H160ZM165 161V160H164ZM218 161V159H217ZM251 164H250V162ZM260 161V160H259ZM38 162V161H37ZM47 162V161H46ZM112 162V163H113ZM147 162V161H146ZM154 162V161H152ZM151 161H150V165L153 164ZM157 162V161H155ZM205 162V161H204ZM211 163V161H209ZM44 163V162H43ZM97 165H96V164ZM106 163V165H105ZM113 163V164H115ZM118 163V162H117ZM160 162H158L159 164ZM240 165H239V164ZM252 163H253V166H252ZM111 166L112 164L109 163ZM147 164V163H146ZM158 164L156 165V167L158 166ZM149 165V166H150ZM199 165V164H198ZM250 165V167H249ZM44 166V165H43ZM106 166V167H105ZM115 165H113V168H114ZM153 166V167H151ZM151 169H153L155 166L154 165H151ZM96 167H98L96 169ZM103 167L107 168L108 170V174H106L107 172L105 171V169H102ZM116 167V166H115ZM155 167V168H156ZM206 167V166H205ZM184 168V167H183ZM191 168V167H190ZM75 169V168H74ZM98 169H100L99 171H97ZM111 169V168H110ZM126 169V168H125ZM124 169V171H126ZM129 169V168H128ZM132 169V168H131ZM150 169V168H149ZM157 169H160L159 167H157ZM156 169V170H157ZM163 169V168H162ZM161 169V170H162ZM167 169V168H166ZM206 169V168H204ZM155 170V169H154ZM160 170V171H161ZM183 170V169H182ZM194 170V169H193ZM263 170V169H262ZM62 171V170H61ZM114 171V170H113ZM118 171V170H117ZM122 171V170H121ZM130 171V170H129ZM186 171V170H184ZM189 171V170H188ZM200 171V170H199ZM198 171V172H199ZM202 171V170H201ZM226 171V170H225ZM146 172V171H145ZM152 172V171H150ZM156 172V171H155ZM159 172V171H158ZM183 172V171H182ZM193 172V171H192ZM95 173V174H94ZM114 173V172H113ZM117 173V172H116ZM124 173V172H123ZM128 173V172H127ZM209 173V172H208ZM214 173V172H213ZM110 174V176H108ZM119 174V173H117ZM129 174V173H128ZM153 174V173H152ZM157 174V172L155 173ZM210 174V173H209ZM207 173H203L198 177L200 178L201 180H203L202 182H199L197 181L196 183L192 184V181H191V184L190 183H187L189 185H187V190H184L185 193H184V197H183V203H184V207H186V209H191L193 211V214L196 213V212H199L201 209H202V206L205 204V195H207L206 191L208 190V183L204 182L205 180L208 179V177L206 175H209ZM242 174V176H243ZM116 175V174H115ZM173 175V174H171ZM193 175V174H192ZM245 175V174H244ZM117 176V175H116ZM120 176V174L118 175ZM117 176V177H118ZM196 176V175H195ZM212 177V175H210ZM112 177V176H111ZM110 177V178H111ZM161 177V176H160ZM170 177V175H169ZM177 177V176H175ZM175 177H171L170 179L175 183V182H178L180 183V180L181 179L179 177V179H175ZM186 177V176H185ZM98 178L103 181L102 184L103 185H100L98 183ZM115 178V177H114ZM192 178V176H191ZM245 178V177H244ZM109 179V178H108ZM117 179V178H116ZM183 179V178H182ZM187 179V177H186ZM210 179V178H209ZM243 179V178H241ZM111 180V179H110ZM212 181V179H210ZM62 181V180H61ZM171 181V182H172ZM185 181V180H184ZM183 181V182H184ZM208 181V180H207ZM211 181H208L209 183H212ZM245 181V180H243ZM214 182V181H213ZM230 182V181H229ZM228 182V183H229ZM239 182V181H238ZM247 182V181H246ZM98 183V184H97ZM177 183V184H178ZM182 183V182H181ZM234 183V182H233ZM9 184V183H8ZM171 184V183H170ZM173 184V183H172ZM214 183H212L213 185ZM230 184V183H229ZM245 184V183H244ZM169 185V184H167ZM175 185V184H174ZM181 185V184H179ZM185 185V184H183ZM211 185V184H210ZM215 185V184H214ZM247 185V184H246ZM101 186V187H100ZM227 186V185H226ZM104 187V190H105V185L103 186ZM169 186H167V189H168ZM186 187V186H185ZM217 187V186H216ZM215 187V188H216ZM219 187V186H218ZM229 187V186H228ZM84 188H82L83 190H85ZM211 188V186H210ZM212 188L214 189V187L212 186ZM264 188V187H263ZM184 189V188H183ZM212 190V189H211ZM210 190V193H212ZM91 191V190H90ZM171 191H174V190H171ZM209 191V190H208ZM88 192V191H87ZM108 195L105 197V199L102 198V195L100 194V197L104 200L103 202L100 200L99 198V194H95V192H93L91 195L88 194V202H89V206L86 204V208L87 206L90 207V210L89 212L91 211V213L93 211H95L96 213H94L96 216L97 215V220L99 221V216L97 214V210H99L100 208H109V210H111V212H113L114 215H116L118 213V211L120 210V207H125L126 208V213L127 214L128 212L133 216L132 218H136V221L137 219L139 220V222L141 221V216H139L138 214L140 212H144V210L147 208L146 207V204L143 202V203H131L127 198V193L124 189H120L118 187H116L115 185H111L109 186V191L107 190ZM143 192V191H142ZM214 192V191H213ZM228 192V191H227ZM226 192V193H227ZM248 192V191H247ZM263 192V191H261ZM260 192V193H261ZM68 193V195L70 196V194ZM91 193V192H90ZM131 193V192H130ZM145 193V192H144ZM206 193V194H205ZM222 193V192H221ZM220 193V194H221ZM224 193V192H223ZM240 193V191H239ZM244 193V192H243ZM251 193V192H249ZM85 194V193H84ZM85 194V195H87ZM105 194V193H104ZM143 194V193H142ZM141 194V196H142ZM205 194V195H204ZM209 194V192H208ZM214 194V193H213ZM212 194V195H213ZM247 194V193H246ZM245 194V195H246ZM263 194V193H261ZM84 195V196H85ZM139 195V194H138ZM172 195V194H171ZM217 195V194H216ZM208 196V195H207ZM220 196V195H219ZM227 196V195H225ZM224 196V197H225ZM262 196V195H261ZM264 196V195H263ZM81 197H82V194H81ZM222 197V196H221ZM99 198V199H98ZM208 198H210L208 196ZM206 198V199H208ZM217 198V197H216ZM228 198V197H227ZM230 198V197H229ZM226 201L225 204V207L226 209L229 211V214L232 212L234 213L236 211V208L239 206H236V204H234L233 200H232V197L231 199ZM82 199H85L84 197ZM98 199V200H97ZM86 200V199H85ZM181 200V199H180ZM179 200V201H180ZM240 200V199H239ZM261 200V199H260ZM263 200V199H262ZM101 201V202H99ZM208 201V200H207ZM236 201V199H235ZM223 202V201H221ZM100 203L101 205L104 203L103 207H100ZM207 203V202H206ZM209 203V201H208ZM236 203V202H235ZM243 203V202H242ZM242 203H239L241 207V204ZM262 203V201H261ZM29 204V203H28ZM77 204V203H76ZM145 204V205H144ZM216 204V203H214ZM238 204V202H237ZM81 205V204H80ZM84 206V207H85ZM209 207L211 206L208 205ZM219 206V205H218ZM243 206V205H242ZM83 207V208H84ZM181 207V206H180ZM189 207V208H188ZM214 207V206H213ZM236 207V208H235ZM27 208V211H29L31 214L33 215H38L39 212H41L40 208L34 204L33 202L28 205V207H25L24 210ZM216 208V207H215ZM252 208V207H251ZM23 209V208H22ZM124 209V208H123ZM150 209V208H149ZM206 209V208H205ZM225 209V211H226ZM250 209V208H249ZM258 209V208H257ZM86 210V209H85ZM102 212L104 209H101ZM215 211V209H213ZM263 210V209H262ZM88 211V210H87ZM140 211V212H139ZM147 211V209L145 210V212ZM182 211H183V208H182ZM187 211V210H186ZM190 211V210H189ZM209 211V210H208ZM207 211V212H208ZM212 211V210H211ZM220 211V210H219ZM244 211V210H243ZM261 211V210H260ZM264 211V210H263ZM45 212V211H44ZM106 212V211H105ZM104 212V213H105ZM125 212V211H124ZM204 212V211H202ZM217 212V211H216ZM227 212V211H226ZM237 212V211H236ZM240 212V210H239ZM87 213V212H86ZM85 213V214H86ZM107 213V212H106ZM156 213V212H155ZM184 213V212H183ZM191 213V212H190ZM188 213V214H190ZM222 213V212H221ZM28 214V213H27ZM50 214V212H49ZM149 214V213H148ZM147 214V215H148ZM192 214V213H191ZM190 214V215H191ZM202 214V213H201ZM226 214V213H225ZM237 214V213H236ZM29 215V214H28ZM55 215H59L58 213L55 214ZM54 215V216H55ZM90 215V214H89ZM119 215V213H118ZM129 215V214H128ZM130 215V216H131ZM166 215V214H165ZM164 215V216H165ZM170 215V214H169ZM180 215V213L178 214ZM183 215H187V214H183ZM218 215V214H217ZM239 215V214H238ZM236 215V216H238ZM241 215V213H240ZM91 216V215H90ZM90 216L88 219H90ZM93 216V218H95ZM108 216L110 217V215L108 214ZM182 216V215H181ZM195 216V215H194ZM223 216V215H221ZM226 216V215H224ZM223 216V217H224ZM230 216V215H229ZM53 217V216H51ZM57 217V216H56ZM85 217V216H84ZM88 217V216H86ZM92 217V216H91ZM153 216L150 214L149 215V218H152ZM156 217V216H155ZM163 217V216H161ZM42 218V217H41ZM102 218V217H101ZM100 218V219H101ZM113 217L111 216V219ZM115 218V217H114ZM131 218V220H132ZM148 218V217H147ZM180 218V216H179ZM52 219V218H51ZM60 219V218H59ZM108 219V217H107ZM144 219V218H143ZM188 219V218H187ZM30 220V219H28ZM50 220V219H48ZM84 220V219H83ZM93 220V219H91ZM95 220V221H94ZM93 222H96L97 220L94 219ZM115 220V219H114ZM113 220V222H114ZM161 220V219H160ZM181 220V219H180ZM186 220V219H185ZM184 220V221H185ZM37 221V220H36ZM97 221V222H98ZM146 221V220H145ZM150 221V219L148 220ZM156 221V220H155ZM159 221V220H158ZM165 221V219H164ZM170 218L168 217V215L166 216V225L169 226V227H163L165 229H163L160 233H157L155 234L156 237V241H153V242H157L158 246H157V249L155 250V254H158V253H164L165 255H168L169 258L171 259V261L174 262V264H176V248L179 247L177 246V240L176 239V235H174V232H173V228L172 226L170 227L171 223H170ZM173 221V220H172ZM179 221V220H178ZM183 221V222H184ZM224 221V220H223ZM40 222V221H39ZM89 221H87L88 223ZM96 222V223H97ZM102 222H103V228L104 229H108L110 223L107 222V220L105 218H102ZM112 222V224H113ZM151 222H154V221H150L149 224H151ZM164 222V223H165ZM181 222V221H180ZM34 223V222H33ZM43 223V222H42ZM90 223V222H89ZM132 223V221H131ZM148 223V222H147ZM160 223V222H159ZM163 223V222H162ZM234 223V222H233ZM30 224V223H29ZM35 224V223H34ZM37 224V223H36ZM35 224V225H36ZM62 224V223H61ZM92 223H90L88 225V227H91ZM95 224V223H94ZM102 224V223H101ZM134 224V222H133ZM153 224V223H152ZM157 224V222H156ZM174 224V223H172ZM28 225V224H27ZM31 225V224H30ZM33 225V224H32ZM43 225V224H42ZM59 225V224H58ZM96 225V224H95ZM98 225V224H97ZM99 225H100V222H99ZM115 225V224H114ZM141 225V223L139 224ZM154 225V224H153ZM153 225H152V228H153ZM158 225V224H157ZM161 225V224H160ZM231 225V224H230ZM40 226V225H38ZM111 226V225H110ZM155 226V225H154ZM222 226V225H221ZM43 227V226H41ZM93 227V226H92ZM136 227H137V224H136ZM157 227V226H156ZM161 227V228H163ZM229 227V226H228ZM118 228V227H117ZM151 228V227H150ZM160 228V227H159ZM158 228V229H159ZM182 228V227H181ZM45 229V227H44ZM91 231H92V228H90ZM96 229V228H95ZM100 229H101V225H100ZM110 229V228H109ZM75 230V229H74ZM118 230V229H117ZM29 231V230H28ZM72 231V230H71ZM94 231V230H93ZM101 231V230H100ZM114 231V230H113ZM117 232V231H115ZM153 232V231H151ZM96 233V232H95ZM119 233V232H118ZM105 234V233H104ZM110 234V232H109ZM97 235V234H96ZM142 235V234H141ZM98 236V235H97ZM101 237V235H99ZM109 236V235H108ZM124 236V235H122ZM193 236V235H192ZM104 237V236H103ZM178 238V237H177ZM191 238V237H190ZM193 238V237H192ZM103 239V238H101ZM104 240V239H103ZM152 240V239H151ZM211 241V240H210ZM230 241V240H229ZM232 241V240H231ZM101 242V241H100ZM105 242V241H104ZM152 242V241H151ZM228 243V242H227ZM103 245V244H102ZM232 245V244H231ZM235 245V244H234ZM155 246V245H154ZM177 246V247H176ZM108 249V248H106ZM152 250V249H151ZM154 250V249H153ZM249 251V250H248ZM230 253V252H229ZM151 254V253H150ZM154 254V255H155ZM153 255V256H154ZM74 256V255H73ZM84 256V255H83ZM151 256V255H150ZM149 256V257H150ZM166 257V256H165ZM221 257V256H220ZM259 257V256H258ZM84 258V257H83ZM96 258V257H95ZM65 259V258H64ZM150 259V258H149ZM153 259V258H152ZM230 259V258H229ZM260 259V258H259ZM175 260V261H174ZM263 260V258H262ZM90 261V260H89ZM149 261V260H148ZM260 261V260H259ZM168 262V260H167ZM264 262V261H262ZM96 263V262H95ZM104 263V262H103ZM153 263V262H152ZM178 263V262H177ZM180 264V263H179ZM249 264V263H248Z\"/></svg>",
    "mask_w": 264,
    "mask_h": 264
}]
</instances>
